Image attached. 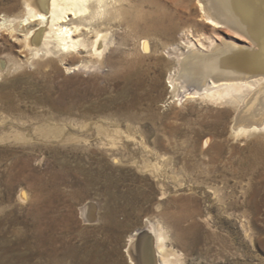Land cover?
<instances>
[{"label":"rangeland","instance_id":"1","mask_svg":"<svg viewBox=\"0 0 264 264\" xmlns=\"http://www.w3.org/2000/svg\"><path fill=\"white\" fill-rule=\"evenodd\" d=\"M12 2L0 17L21 16ZM122 5L147 24L119 18L100 60L31 58L21 28L0 31V218L18 221L6 229L55 239L22 248L31 264H136L144 240L155 264L158 228L181 264H264V136L234 138L236 108L185 99L205 84L179 73L190 50L249 40L206 25L194 0Z\"/></svg>","mask_w":264,"mask_h":264},{"label":"bare ground","instance_id":"2","mask_svg":"<svg viewBox=\"0 0 264 264\" xmlns=\"http://www.w3.org/2000/svg\"><path fill=\"white\" fill-rule=\"evenodd\" d=\"M16 1L13 0L6 9L13 12L22 7L21 16L10 19L2 15L0 31L5 30L14 36L16 25L21 28L22 41L28 56L36 59L40 56L45 58L75 56L85 52L93 59L100 60L111 48V25L117 23L119 18H123L130 29L145 27L147 24L144 22L146 16L142 14L128 15L122 5L128 0H19V3ZM132 1L139 3V6L145 4V0ZM194 1L200 20L206 25L213 29L230 31L234 36L249 40L251 45L244 48L234 43H223L219 46H209L210 53L206 54L190 50L188 55L182 58L180 68L178 67L181 69L179 72L181 78L185 82L202 81L210 75L214 78L208 77L209 81L204 82L205 86L202 89L193 93L187 92L183 97L189 100L206 98L211 103L226 102L234 106L236 108L232 128L234 138L243 139L254 137L256 134L264 136V0ZM152 21L155 33L161 35L163 32L158 27L160 21L157 19ZM106 25L109 29H106ZM206 45L199 42L203 49ZM193 47L198 50V46ZM137 49L138 56L148 54L151 50L149 43L144 39L140 40ZM131 67L132 65L128 64V75L131 74ZM17 224L18 221L15 219L0 218V264H31L29 263L31 256L23 251V247L34 249L32 245L38 247L55 242L49 234L42 238L43 232L40 231L35 235V244H31L28 236L30 231L37 229L35 224L29 226L25 223L26 231L23 232L20 229L11 231L6 229L7 225L12 227ZM152 235L155 264H181L179 255L166 249V235L162 229H155ZM131 248L136 264L153 263L148 240L138 241Z\"/></svg>","mask_w":264,"mask_h":264},{"label":"water","instance_id":"3","mask_svg":"<svg viewBox=\"0 0 264 264\" xmlns=\"http://www.w3.org/2000/svg\"><path fill=\"white\" fill-rule=\"evenodd\" d=\"M208 77H210V78H214L212 75H210V76H208ZM208 77H206V78H204V79H202V81H198V80H192V81H186V82H183L182 81V83L185 85V86H187L190 90H192V89H194V88H198V87H200V86H202L203 84H204V82H206V81H209V78Z\"/></svg>","mask_w":264,"mask_h":264}]
</instances>
